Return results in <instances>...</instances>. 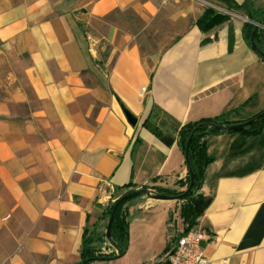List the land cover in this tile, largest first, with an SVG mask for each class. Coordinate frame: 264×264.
<instances>
[{
	"label": "crops",
	"instance_id": "0c3cea01",
	"mask_svg": "<svg viewBox=\"0 0 264 264\" xmlns=\"http://www.w3.org/2000/svg\"><path fill=\"white\" fill-rule=\"evenodd\" d=\"M207 3L229 19L203 30ZM247 19L224 0H0V264H79L84 229L105 231L110 202L187 177L182 125L262 111ZM206 141L193 198L205 264H264V123ZM174 202L127 203L124 254L90 264H167Z\"/></svg>",
	"mask_w": 264,
	"mask_h": 264
},
{
	"label": "trees",
	"instance_id": "16d2710c",
	"mask_svg": "<svg viewBox=\"0 0 264 264\" xmlns=\"http://www.w3.org/2000/svg\"><path fill=\"white\" fill-rule=\"evenodd\" d=\"M254 1L255 0H245L242 3H237L234 0H224L228 10H241L247 16L248 19L242 26V35L246 43L250 45L252 37L255 44L259 46L260 49L264 50V30L260 27V25H264V9H252ZM227 19H229V14L207 6L198 17L196 24L198 27L205 30L222 23ZM255 28L256 30H254ZM211 122L232 124V122L227 121L220 115L215 117H202L195 121H189L182 125L179 129L178 144L184 154V157L190 162V170H187V177H185L184 180H178L176 187L143 186L149 187L155 193L177 194L182 192V190H180L181 187L187 188L190 182V172L193 174L191 191L187 196L179 199L183 200V203H181L179 208V217L183 223L182 233L188 231L192 226L196 225L197 218L200 215L198 204L194 202L193 198L202 185L206 166L213 160L212 155L207 151L206 137L208 135L224 131L209 126V123ZM263 123L264 117H261L241 129L239 132L254 133L259 130ZM190 135L191 139L187 144V140ZM125 188H127V186ZM143 194L144 193L137 195L140 196ZM135 197L137 196L124 200L116 207L111 223V237L118 246L121 255L124 254L128 245L127 235L128 223L130 220V215L125 207V203ZM115 201L116 199L103 208L99 217L100 220H108ZM176 236H178V234L173 236L171 240H173ZM104 247L110 248L111 251H109V253H104L102 251V248ZM170 249L171 246L169 244L166 246L165 253L167 254ZM115 253V250L106 239L105 231H99L97 228H93L91 230L87 228L84 229L80 248V263L83 259H90V261L86 262V264H90L95 260H107L108 258L113 257Z\"/></svg>",
	"mask_w": 264,
	"mask_h": 264
},
{
	"label": "water",
	"instance_id": "95a60500",
	"mask_svg": "<svg viewBox=\"0 0 264 264\" xmlns=\"http://www.w3.org/2000/svg\"><path fill=\"white\" fill-rule=\"evenodd\" d=\"M260 27L264 30V25H260ZM257 28V27H256ZM256 28L254 30H256ZM251 48L256 51V53H258L261 57H263L264 59V50L260 49L259 46H257L255 44V42L253 41V38L251 37ZM125 115L127 117V119L132 122V124H134V122L136 121V119L128 112L125 111ZM261 117H264V109L262 111H260L259 113H257L256 115H254L251 118H247V120L238 122V123H232V124H222V123H209V126L220 129V130H224V131H240L241 129H243L244 127L248 126L249 124H251L252 122L260 119ZM192 135V134H191ZM191 135L187 140V144L189 143L190 139H191ZM186 153H187V149H186ZM186 155V154H185ZM185 164L187 167V170H190V162L185 158ZM189 185L187 186V188H185L182 192L177 193V194H162V193H155L153 192L149 187H140V188H136V189H132L129 190L125 193H123L122 195H120L116 201L115 204L113 205L111 214L107 220L108 223H106V228H105V236L107 241L109 242V244L113 247V249L115 250V255L109 259H114L117 258L119 256H121V252L118 248V246L116 245V243L114 242V240L111 237V223L113 220V215L115 212L116 207L123 202L124 200L137 196V194H142L144 193L147 197H152L153 199H160V200H179L184 198L185 196L188 195V193L191 191V187H192V180H193V174L190 172L189 175ZM90 261V259H83L81 260L80 264H86V262Z\"/></svg>",
	"mask_w": 264,
	"mask_h": 264
},
{
	"label": "built area",
	"instance_id": "2783aa9c",
	"mask_svg": "<svg viewBox=\"0 0 264 264\" xmlns=\"http://www.w3.org/2000/svg\"><path fill=\"white\" fill-rule=\"evenodd\" d=\"M207 5L218 8L210 3ZM208 235V231L196 227L176 236L166 254L167 264H205L208 260L204 255L202 241L206 240Z\"/></svg>",
	"mask_w": 264,
	"mask_h": 264
},
{
	"label": "rangeland",
	"instance_id": "374dc122",
	"mask_svg": "<svg viewBox=\"0 0 264 264\" xmlns=\"http://www.w3.org/2000/svg\"><path fill=\"white\" fill-rule=\"evenodd\" d=\"M217 9L218 8H216V10ZM184 189H185V187H183V189H181V190L183 191ZM137 197H143L144 198L145 195H140V196L137 195ZM137 197H135V198H137ZM135 198L131 199L130 201L134 200ZM130 201L125 203V207H127V203H129ZM174 201H175L174 203L176 206L174 207V211L171 212V214H170V221H171L170 228L178 229L177 231H179V232H176V233H178V235H179L182 233V226H181L182 220L179 217V208H180L181 203H183V200H174ZM174 213H175V215H174ZM103 222H107V220H103ZM182 225H183V223H182ZM191 228H196V225L192 226ZM102 251L104 253H109L110 250H108L106 247H104V248H102Z\"/></svg>",
	"mask_w": 264,
	"mask_h": 264
}]
</instances>
